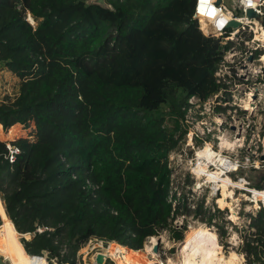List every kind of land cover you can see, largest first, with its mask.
Here are the masks:
<instances>
[{"label": "trees", "instance_id": "16d2710c", "mask_svg": "<svg viewBox=\"0 0 264 264\" xmlns=\"http://www.w3.org/2000/svg\"><path fill=\"white\" fill-rule=\"evenodd\" d=\"M90 1L0 0V66L19 83L0 103V125L33 127L0 141L4 223L11 237L30 236L10 253L14 264H76L91 238L138 251L191 213L168 201L167 158L184 133L174 137L162 108L219 90L220 40L191 20L195 0ZM6 142L21 150L12 165ZM250 227L245 264H264V212ZM212 241L198 234L185 253L208 258Z\"/></svg>", "mask_w": 264, "mask_h": 264}, {"label": "built area", "instance_id": "2783aa9c", "mask_svg": "<svg viewBox=\"0 0 264 264\" xmlns=\"http://www.w3.org/2000/svg\"><path fill=\"white\" fill-rule=\"evenodd\" d=\"M248 10L254 11L261 22L247 17ZM27 20L33 24L29 15ZM191 20L205 37L211 35L210 38L220 40L222 56L214 72L219 90L203 101L190 97L184 105L188 112L193 111L195 121L180 140L184 146L179 150L178 165L187 168L195 188L210 190L207 197L215 203L200 201L203 211L214 215L226 208L224 220L234 224L236 235L242 238L253 230L252 219L264 212V187L257 188L247 176L248 172L264 173V0H231V7L224 0H195ZM231 22L238 26L231 28ZM205 147L212 153L211 158L202 155ZM5 149L3 158L12 165L21 150L11 142L5 143ZM174 151L167 158L170 173V154ZM218 160L223 165L216 163ZM241 173L244 175L239 176ZM209 176L215 178L214 182L209 181ZM220 199L233 204L235 211L219 207ZM179 201L184 205L183 197ZM169 202L175 207L176 201ZM198 206H192V210ZM238 221L245 226L239 228ZM110 243L89 239L76 253V264H86V258L92 254L95 260L101 255L104 262L112 261L108 253Z\"/></svg>", "mask_w": 264, "mask_h": 264}, {"label": "rangeland", "instance_id": "374dc122", "mask_svg": "<svg viewBox=\"0 0 264 264\" xmlns=\"http://www.w3.org/2000/svg\"><path fill=\"white\" fill-rule=\"evenodd\" d=\"M224 3H226L228 7H231V0H224ZM32 25H35L34 22ZM18 84V79L10 75L5 71L4 68L0 66V103L10 102L14 98L18 90ZM162 112L164 115L166 126H175V122H177L178 128L175 132V138L181 135L182 132L186 134L195 121V115L193 111L188 112V110L185 109V107L181 105L174 97L171 98L167 106L162 108ZM32 129V123L25 126L16 125L8 132L6 131L5 141H9L11 139L16 140L25 136H29L31 134L29 132L32 131ZM183 146L184 143L180 144L179 142L176 151H174V154H170V156L172 157L171 165L173 167V172L170 173L169 178L168 201L173 202L178 199L181 200V197H183L184 205L181 206V211L182 209L183 211L190 210L191 213L188 214L186 212H183L184 214L182 217L181 215L177 216L175 220L172 221V227L175 228H172L171 232L163 231L159 235L154 236L153 238L155 239V243L151 238H148L141 250H132L130 252H139L143 260H146L151 264H180V254L185 256L184 264H244L245 258L241 253L243 242L250 236L252 232H254V229L249 230L247 237L241 238L236 235L238 231L237 227L234 224H231L230 222L224 220L225 214L228 213L225 207H231L232 211L234 212V205L232 204V206H230L231 204L229 205V203H227L226 201L223 202L222 200H219L218 202L221 203V208H225L224 211L218 212L213 215L211 212L209 213L208 210H206L205 215H198L195 217V214H193L194 212L192 210V206L195 205V207H197L198 205H200V201H205L208 203V205H214L215 202L212 199L209 200V198L207 197V194L210 193V190L205 187H202L200 190L195 188L193 185L195 181L189 176L187 168L184 165H178L179 160L177 157L179 154V150L183 148ZM241 175L244 174H239V176ZM247 176L249 181L253 185L256 186L257 184H263L264 187V173L248 172ZM208 179L209 181L212 180L214 182L215 178L209 177ZM260 179L261 182H259ZM210 215L211 220L208 221ZM241 225L245 226V224L242 222L239 223L238 227L241 228ZM12 229L13 226L9 225L6 235L7 237L3 239L2 242H10L9 248L12 245L11 240L13 237L10 236V232ZM176 231H179L181 234V239L179 241L173 239V233H175ZM17 234L18 241L20 243L22 238L29 239L30 237L28 234ZM198 234L208 235L213 239L211 245H209L208 247V258L200 257L194 252H191L190 255H186L185 253V249L193 243L194 238ZM185 237L188 238V241L186 244H183ZM107 246L108 245H106L105 248ZM9 248L4 249L0 247V250L7 251ZM214 251H217L216 256L212 255ZM111 257L114 264H126L122 260L123 255H120L121 258H119L118 260L112 255ZM95 261L96 260L93 254L89 255L85 260L86 264H94Z\"/></svg>", "mask_w": 264, "mask_h": 264}, {"label": "bare ground", "instance_id": "6f19581e", "mask_svg": "<svg viewBox=\"0 0 264 264\" xmlns=\"http://www.w3.org/2000/svg\"><path fill=\"white\" fill-rule=\"evenodd\" d=\"M263 60H264V58H263ZM202 155H204L205 157H209V158H211L213 156L212 153H210V151L207 149V147H205L204 151L202 152ZM221 161L222 160H218V161H216V163L223 165V162H221ZM220 200L225 202L224 199H220ZM218 204H219V207H221V203L218 202ZM6 218L7 217L5 215L2 202L0 201V220H1L0 232L3 234V238L0 239V244L3 242V239H5L7 237L6 235L8 232L9 225H12L11 222L10 223H4V220ZM213 233H215V232H213ZM151 238H152V241L155 243V239L153 237H151ZM11 241H12L11 247L7 251L0 250V255L3 256L10 264H14V262L11 259L10 253L14 252L17 249V247L20 246V242L18 241V238H15V237H13ZM130 251H132V250L124 248V247L119 246L117 244H113V243H110L109 248H108V253L110 255L114 256V258H116L117 260L119 258H121V257H119V255H123L122 260L126 264H151L150 262L143 260L141 254L139 252L134 253V252H130ZM216 254H217V251H214L212 253L213 256H216ZM179 259H180V264H184L185 256L180 254Z\"/></svg>", "mask_w": 264, "mask_h": 264}, {"label": "water", "instance_id": "95a60500", "mask_svg": "<svg viewBox=\"0 0 264 264\" xmlns=\"http://www.w3.org/2000/svg\"><path fill=\"white\" fill-rule=\"evenodd\" d=\"M90 3L91 4H96V5H99V6H102V7H106L107 6L106 3H105V0H91ZM246 15L249 18H257L261 22V18L252 10H248L246 12ZM229 26L231 28H236L238 26V23L231 22L229 24ZM209 37H212V36L209 35ZM249 60H251V59H249ZM157 243H158V241H157ZM104 261H105V259L101 255H98V257L96 258L97 264H102V263H104ZM0 264H10V263L3 256L0 255Z\"/></svg>", "mask_w": 264, "mask_h": 264}, {"label": "crops", "instance_id": "0c3cea01", "mask_svg": "<svg viewBox=\"0 0 264 264\" xmlns=\"http://www.w3.org/2000/svg\"><path fill=\"white\" fill-rule=\"evenodd\" d=\"M16 126V125H14ZM14 126L8 128V129H3L2 126L0 125V141L3 140V142H5V135H6V131L8 132L11 128H13ZM12 140V139H11ZM10 141V140H9Z\"/></svg>", "mask_w": 264, "mask_h": 264}]
</instances>
